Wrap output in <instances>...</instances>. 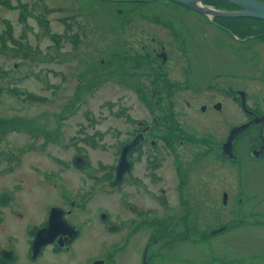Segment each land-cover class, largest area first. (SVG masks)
<instances>
[{"label": "flooded vegetation", "instance_id": "1", "mask_svg": "<svg viewBox=\"0 0 264 264\" xmlns=\"http://www.w3.org/2000/svg\"><path fill=\"white\" fill-rule=\"evenodd\" d=\"M215 1L216 9L239 10L226 1ZM217 1L220 4L217 5ZM120 2L147 7L162 5L175 12L197 13L199 18H204L203 14L167 0ZM120 10V17H116L115 21L120 26L129 21L138 23L134 26L141 29L137 32L141 40L136 43L137 46L131 47L135 48L133 53L124 44L122 50H127V53L112 51L115 52L112 57L116 62H132L135 67L142 66L148 70L141 73L145 75L138 73L141 82H137V91L142 103L134 110L122 109L117 113L119 119H125L128 127L113 128L114 142L106 141L110 131L95 133L96 137L93 135L92 138L84 135L77 140L86 150L88 146L97 147L98 140L102 152H113V161L109 164L101 161L96 175L91 174L96 172V168L91 167L88 155L83 152L60 162L50 161L57 166L60 163L59 169L47 163L43 166L34 164L37 161H29L27 167L25 157L16 158L18 155L11 150H2L1 160L5 161L2 172L7 175L18 172L20 179L14 184L5 182L0 191V264H43L46 257H51L58 264H123L129 252L134 253L135 264H160L161 260L168 259L170 249H164L167 246L181 242L198 246L195 240L202 237L207 245L215 235L213 232L220 234L235 225L244 224L248 205L244 196L250 195L252 200L259 196L252 180L260 173V168L264 169V97L259 98L260 95L252 93L247 87L239 89L219 84H210V90L205 92L204 84H196L192 79L171 78L169 63L176 55L165 46V38L157 37L152 31L146 36L149 27L140 23L149 19L147 15H123V10ZM153 18L160 29H166L164 33L178 37L173 24L162 21L158 15H153ZM208 19V25L212 24L236 42L254 40L250 36L244 37L245 32L240 29L245 26L247 30L249 22L245 20ZM228 26L237 30L238 34H234ZM199 30L197 33L202 37L203 32ZM246 39L249 40L243 41ZM201 40L207 42L203 37ZM216 42L219 46L225 45L221 39ZM139 44L141 48L137 49ZM201 45L199 40L198 47L201 48ZM182 54L184 57L187 55L186 52ZM210 63L207 60V65ZM231 63H234V55L229 65ZM241 74L251 80L248 72ZM259 78L264 80L262 76ZM186 91L191 94L185 95ZM241 126L246 129L237 136L233 135ZM25 131L24 134H30V130ZM37 134L42 137V133ZM46 137L51 140V145L57 144L52 142L53 137ZM231 140L235 158L225 151L226 144ZM132 144L135 148L127 154L118 176L123 151ZM244 145L248 149L241 151ZM43 148L35 149L31 155L40 159L44 152L36 153V150L42 151ZM81 161L82 165H77ZM223 166L226 171L219 175V167ZM27 168L32 175L28 174ZM72 171L81 173L83 177L75 180L76 186H73ZM235 177L238 178L237 195L242 198L237 199V207L233 211ZM117 178L121 181L112 188ZM31 180L40 188L41 195L37 206L29 211L31 217L28 220L23 194ZM113 194L121 201L116 213L108 210L106 205L96 203L98 196ZM203 206L205 209H202ZM232 215L236 216L235 222L231 221L235 218ZM225 219L231 220L220 225ZM212 224L219 225L217 230H201ZM88 231L94 239L100 238L101 246L98 244L83 257L80 246L91 248L90 238L82 243ZM39 243L43 248L34 249ZM187 249L186 256H190L191 250ZM185 259L188 260L187 257ZM188 263L198 264L194 260ZM216 264H233V260H217Z\"/></svg>", "mask_w": 264, "mask_h": 264}, {"label": "rangeland", "instance_id": "2", "mask_svg": "<svg viewBox=\"0 0 264 264\" xmlns=\"http://www.w3.org/2000/svg\"><path fill=\"white\" fill-rule=\"evenodd\" d=\"M44 1L52 10L46 19L53 38L44 34L37 18V15L41 17L43 13L33 11L35 0H0V153L5 149L18 155L16 158L25 157L27 167L29 161H37L34 164L42 166L47 163L51 167L53 163L50 161L60 162L83 152L88 155L91 167L96 168V172L91 174L96 175L97 166L101 161H104V164L113 161V152H102L97 138L95 139L98 146H88L87 150L83 144L79 145L77 140L84 135L92 138L93 135L96 137L95 133L110 131L106 141L114 142L113 128L128 127V124L125 125V119H119L117 113L122 112V109L134 110V107L142 103L138 98L137 82H141L138 76L145 75L141 73L148 70L142 66L137 68L132 62H116L112 57L115 53L112 51L129 50L133 53L135 48L131 47L137 46L136 43L141 40L137 33L141 29L134 26L138 23L129 21L120 26L121 24L115 21L116 17H120V9L123 10V15H147L149 19L140 23L150 28H147L146 36L152 31L157 37L165 38V46L170 47L176 55L172 57L170 66L168 64L171 78L192 79L196 84H204L205 92L210 90V84H219L239 89L247 87L252 93L260 95L259 98L264 97V80L259 78H264V44H261L264 43V37L250 40L249 43L236 42L212 24L208 25V18L201 19L197 13L190 15L175 12L162 5L136 6L133 2H120L122 0ZM207 6L212 9L217 7L213 4ZM220 9L228 10L226 7L216 10ZM31 13L34 14L29 15ZM153 15L173 24L175 31L179 33L178 37L164 33L166 29H160L155 24ZM253 20L252 24L246 25L247 30L245 26L240 27L246 37L259 36L264 32V25H261L262 28L259 25L263 21ZM255 23L261 28V33ZM231 26L228 27L232 32L238 34ZM253 28L259 33L254 34ZM198 30L203 32L202 37L207 42L201 40ZM124 31L128 33L125 34ZM217 39H221L222 43L224 41L225 45L219 46ZM199 40L202 42L201 48L198 47ZM124 44H127V50H122ZM140 48L139 44L137 49ZM184 52L187 53L185 57L182 54ZM233 55L234 63L229 65ZM190 58V62L186 63ZM207 60L211 61L210 65H207ZM243 72H248L251 80L242 76ZM189 92L186 91L185 95L189 96ZM28 96L34 97L35 100L28 99ZM26 129L30 130V134H24ZM38 132L42 133V137ZM46 136L53 137L52 142L56 141L57 144L51 145V140H47ZM41 147L42 151L36 150V153L44 152L40 159L31 155L35 153V149ZM247 149L248 146L244 145L241 151ZM1 158L0 155V191L5 182L14 184L20 179L18 172L16 175L2 172L5 161ZM53 168L60 169V163L59 166L54 163ZM244 169L243 161L242 171ZM224 171L225 166L219 167V175ZM27 172L32 175L28 168ZM70 174L74 178L73 186L77 184L75 180L83 178L77 171ZM252 184L258 188L259 196L255 200H252L250 195L244 196L248 203L245 208L247 221L245 220L244 224L235 225L225 232L213 235L207 245L202 237L195 240L198 246L186 242L167 246L164 249H170L168 259L161 260L160 264H194L188 263L192 260L198 264H216L217 260H233V264H264V169L260 168V173L253 178ZM28 185L23 198L27 206L26 218L29 220V211L40 201L41 190L33 180ZM233 185L235 196L232 197L231 208L234 211L237 199L242 198L237 195V177ZM96 203L106 205L108 210L116 213L121 201L119 196L117 198L113 194L109 197L98 196ZM143 203L146 205V200ZM202 209H205V206ZM223 216L225 217V214ZM208 217L213 221L212 216ZM231 217H235L234 220L225 219L220 225L229 220L235 222L236 216ZM218 227L219 225L212 224L201 230L208 229L207 232H211ZM107 236L111 237L109 234ZM86 238H90L91 248L80 246L83 257L97 247L100 240L94 239L90 231L87 232L83 244ZM187 248L192 251L189 252L190 256H186ZM135 261L134 253L129 252L123 264H135ZM42 263L58 264L51 257H46Z\"/></svg>", "mask_w": 264, "mask_h": 264}, {"label": "water", "instance_id": "3", "mask_svg": "<svg viewBox=\"0 0 264 264\" xmlns=\"http://www.w3.org/2000/svg\"><path fill=\"white\" fill-rule=\"evenodd\" d=\"M167 1L179 4L185 8L203 14L204 16L210 18V20H212L214 17H223V18H251V19H258L264 21V1L262 0H223L238 8L239 10L237 11L214 10L205 4V2L213 1V0H167ZM248 40L249 39L243 41H248ZM245 129H246L245 126H241L234 131L233 135L237 136ZM134 148H135V144H132L124 149L123 151L124 155L122 157V161L117 169L118 176L121 173V168L123 166L122 164L124 163L127 154L130 152V150ZM225 151L231 157L235 158L232 152V140L226 144ZM77 165H82V161L77 162ZM116 181L117 183H119L121 181V178H117ZM112 186L114 187V184H112ZM216 233L217 232H213L212 234H216ZM35 247L36 249H40L42 245H40L39 243L37 244V246H34V249Z\"/></svg>", "mask_w": 264, "mask_h": 264}, {"label": "trees", "instance_id": "4", "mask_svg": "<svg viewBox=\"0 0 264 264\" xmlns=\"http://www.w3.org/2000/svg\"><path fill=\"white\" fill-rule=\"evenodd\" d=\"M35 6L33 7V11L34 10H37V11H40L39 13L41 14V13H43V15L41 16V17H39V15H37V18H38V20H39V22H40V25L43 27V32H44V34L45 35H49L51 38H53V35H51L50 34V26H49V22L47 21V19H46V16H48L49 14H51L52 13V10L50 9V8H48V6H47V4L45 3V1L44 0H35ZM34 13H31V14H29V15H33ZM236 20H245V19H236ZM247 20V22H251V21H254L253 19L251 20L250 19V21H249V19H246ZM260 22V21H259ZM262 23V25L264 24V22H261ZM251 24V23H250ZM249 24V25H250ZM25 37V36H24ZM244 37H246L245 35H244ZM251 38H256L257 36H250ZM260 37H262V36H259V37H257V38H260ZM16 44H18V42H16ZM21 46V45H20ZM20 49H22V48H20ZM25 49V48H24ZM29 98L28 99H30V100H35V98L34 97H30V96H28ZM37 100V99H36Z\"/></svg>", "mask_w": 264, "mask_h": 264}, {"label": "bare ground", "instance_id": "5", "mask_svg": "<svg viewBox=\"0 0 264 264\" xmlns=\"http://www.w3.org/2000/svg\"><path fill=\"white\" fill-rule=\"evenodd\" d=\"M214 1H215V0H214ZM214 1H213V4L215 5V2H216V1H215V2H214ZM218 1L220 2V0H218ZM218 1H217V3H216L217 5L221 3V2L219 3ZM221 1H223V0H221ZM223 2H224V1H223ZM206 3H207V2H206ZM211 3H212V2L210 1V2H208L207 4L210 5ZM224 3H225V2H224ZM227 4H229V3L227 2ZM211 5H212V4H211ZM231 5H232V4H231ZM231 5H230V6H231ZM180 6H181V5H180ZM187 9H188V8H187ZM236 9H237V8H236ZM236 9H235V10H236ZM189 10H190V9H189ZM214 10H216V8H215ZM201 15H202V14H201ZM204 17H205V16H204ZM216 18H217V17H216ZM223 19H224V18H223ZM227 19H228V18H227ZM231 19H232V18H231ZM235 19H237V18H235ZM235 19H234V20H235ZM238 19H239V18H238ZM241 19H242V18H241ZM251 20H252V19H251ZM245 21H247L246 18H245ZM249 21H250V18H249ZM258 21H260V20H258ZM261 21H262V20H261ZM255 22H256V21H255ZM250 23H251V22H250ZM250 23H249V24H250ZM251 24H252V23H251ZM255 24H256V23H255ZM253 25H254V24H253ZM256 25H257V24H256ZM259 25H260V26L262 25L261 22H260ZM263 25H264V24H263ZM257 26H258V25H257ZM248 27H249V26H248ZM258 27H259V26H258ZM258 27H256V28H258ZM259 28H260V27H259ZM259 28H258V30H259ZM261 28H262V26H261ZM261 28H260V33H261L262 30L264 31V29L261 30ZM253 29H255V28H253ZM258 30H256V29L253 30V31H254V34H255V32H257V34H258V33H259ZM248 31H249V29H248ZM250 32H252V31H250ZM248 33H249V32H248ZM263 33H264V32H263ZM250 34H252V33H250ZM260 36H261V35H260ZM254 37H255V36H254ZM262 37H263V36H262ZM256 38H257V37H256ZM256 38H254V39H256ZM261 39H262V38H261ZM252 40H253V39H252ZM259 40H260V39H259ZM262 40L264 41V39H262ZM234 42H235V41H234ZM250 42H251V41H250ZM256 42H257V40H256ZM256 42H255V43H256ZM248 43H249V41H248ZM240 44H241V43H240ZM261 44H264V43L262 42ZM112 184H114V186H116L118 183H117V181L115 180ZM45 241H46V240H45ZM47 242H48V241H47ZM42 248H43V247H42ZM42 248H41V249H42Z\"/></svg>", "mask_w": 264, "mask_h": 264}]
</instances>
